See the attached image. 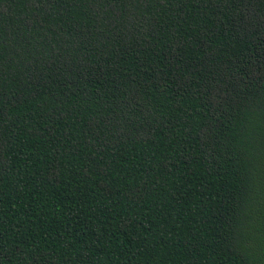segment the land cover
Here are the masks:
<instances>
[{"label": "trees", "instance_id": "16d2710c", "mask_svg": "<svg viewBox=\"0 0 264 264\" xmlns=\"http://www.w3.org/2000/svg\"><path fill=\"white\" fill-rule=\"evenodd\" d=\"M261 97L264 0H3L0 264H264Z\"/></svg>", "mask_w": 264, "mask_h": 264}, {"label": "snow or ice", "instance_id": "6c2138e0", "mask_svg": "<svg viewBox=\"0 0 264 264\" xmlns=\"http://www.w3.org/2000/svg\"><path fill=\"white\" fill-rule=\"evenodd\" d=\"M3 0H0L2 3ZM245 106L248 110V113L256 117V126L259 128L262 150L259 156V167H260V182L261 186L264 187V97H261L259 101L255 99L245 102ZM248 131V129H245ZM249 135L251 133L249 132Z\"/></svg>", "mask_w": 264, "mask_h": 264}]
</instances>
